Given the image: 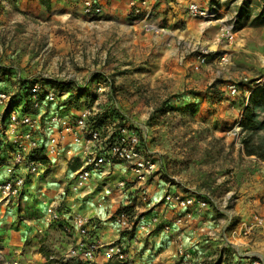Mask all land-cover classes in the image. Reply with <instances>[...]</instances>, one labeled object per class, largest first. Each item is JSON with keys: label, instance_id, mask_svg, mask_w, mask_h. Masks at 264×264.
Returning <instances> with one entry per match:
<instances>
[{"label": "rangeland", "instance_id": "rangeland-1", "mask_svg": "<svg viewBox=\"0 0 264 264\" xmlns=\"http://www.w3.org/2000/svg\"><path fill=\"white\" fill-rule=\"evenodd\" d=\"M84 1L0 0V89L39 80L68 94L65 106L75 111L95 107L96 122H138L163 164L159 179L177 190H203L218 202L231 195L232 223L260 211L251 180L261 178L264 160L245 155L238 120L249 90L264 76L263 0H149L168 34L144 30L131 14V0H90L98 8L91 13ZM191 2L214 16L191 14ZM233 11L240 14L235 41L220 43L219 19ZM197 48L208 54L195 69ZM232 83L237 95L228 89ZM254 137L264 138V128ZM27 206L41 208L33 197ZM2 217L0 210V223ZM2 235L0 229V264H7ZM34 238L28 246L45 241L43 264L52 252L63 254L39 232ZM218 252L217 246L210 250Z\"/></svg>", "mask_w": 264, "mask_h": 264}, {"label": "built area", "instance_id": "built-area-1", "mask_svg": "<svg viewBox=\"0 0 264 264\" xmlns=\"http://www.w3.org/2000/svg\"><path fill=\"white\" fill-rule=\"evenodd\" d=\"M262 5L264 7V0ZM84 7L90 13L98 11L90 0L84 1ZM130 8L144 30L154 34L169 33L167 25L156 17L149 0H131ZM188 11L204 18L214 16L195 2L188 5ZM236 14L233 11L229 19H219L216 39L220 43L235 41ZM197 49L195 69L205 64L208 54L205 48ZM226 59L227 53L223 52L221 60ZM228 89L234 95L240 91L235 83L229 84ZM67 97L68 94L39 80L19 82L12 91L0 89V198L5 204L17 206L15 201L23 196L27 181L41 179L48 162L57 155L66 156L69 162H79L72 174L73 188L82 186L94 175L106 178L121 167L133 176L127 178L122 171L116 187L127 191L128 201L138 198L144 208L139 210V206L129 202L120 207L111 217L118 229L135 233L140 221H147L159 225L165 233L175 228L179 235L185 230L188 234L191 232V236L200 234L203 242L219 248L215 262L210 261L215 256L205 251L206 255L198 263L194 260V251L177 242L175 254L182 264H264V249L259 247L258 251L253 244L254 234L264 232L262 212L254 209L249 218L232 223L227 209L231 195L218 202L203 190L192 192L169 187H165L162 196L153 203L150 194L154 184L161 180L163 164L148 146L141 124L124 117L117 122H96L95 107L86 105L75 111L65 106ZM61 105H64L62 109ZM39 205L44 209L46 226L56 224L64 235L71 236L70 240L76 235L63 254L64 264H104L110 260L124 263L139 244L135 236L131 241L91 239L87 217L59 208L55 200L43 199ZM153 208L155 212H143ZM167 210L173 212V216L169 219L165 216L162 218L165 221L160 222L156 212ZM146 214L149 217L142 220Z\"/></svg>", "mask_w": 264, "mask_h": 264}, {"label": "crops", "instance_id": "crops-1", "mask_svg": "<svg viewBox=\"0 0 264 264\" xmlns=\"http://www.w3.org/2000/svg\"><path fill=\"white\" fill-rule=\"evenodd\" d=\"M159 2H161V0ZM162 6L163 4L161 3L156 5L157 9L161 10L163 9ZM165 10L166 9H164V11ZM169 14L171 13H167V17ZM260 81L264 82V76ZM53 158L51 157L53 161L50 163L48 162V168L41 179L34 178L32 182L30 180L27 181L23 196L15 201L17 206H14L13 203L5 204L0 198V210L3 216L0 229H2V238L6 245L5 249L8 251L4 253L7 264H13L14 262L17 264H43L42 260L44 259L40 253L39 247L45 241L43 240L41 244L38 243L37 245L33 244L34 242L31 243L30 246L27 245L31 238L35 240L34 235L37 233V230L41 229L39 236L44 237V239H49L50 244L56 247L55 250L63 254L71 244L72 238L76 236H72L70 240L71 236L68 237L64 235L56 224L49 227L46 226L43 222L45 220L44 209L39 207L35 208V210H31L30 207L27 206L32 197L35 205L39 204L43 199L55 200L60 205L59 208H64L63 210H70L74 214L87 217L89 219L87 227L89 230V238L91 239L103 242H110L118 238H125L127 241H131L133 236L138 239L139 244L136 245V250L130 251L126 262L118 263L110 260L104 264H182L175 254L177 242H182L186 247H190V250L192 249L194 251V260L200 263V260L206 255L203 252H210V250L213 249V246H209L203 242L200 234L191 236V232L189 235L188 230H185L183 235H179V230L175 231V228L173 232L165 233L159 225L154 223L151 224L147 221H140L139 224H142V226L139 225L135 233L130 230L118 229L112 222L111 217L120 207L129 202L130 204L135 203V207L140 206L138 207L139 210L144 208L138 198L128 201L129 197L127 191L120 190L116 187L115 182L121 177V173L123 176V169L119 167L116 173L103 179L94 175L82 186L73 188L72 174L79 162H69L68 158L62 155H57ZM73 164H77L74 169L70 168ZM263 169L264 167H262L261 173L257 174L261 178L256 176L258 179L255 178L251 180V183L256 186L254 190L256 193L254 203L256 206L261 207L260 212L264 214V204L260 205L258 201L260 197L264 201ZM124 174L127 178L132 177L128 172H124ZM111 177L115 179L107 183L106 180ZM0 178H2L1 173ZM257 185L260 187H257ZM165 187L174 189L172 185H168L164 180H159L158 183L154 184L150 194V199L153 203L159 200ZM155 210V208L148 209L150 212H155ZM160 213L161 212H156L161 219L160 222L165 221L162 219L165 216L166 219L173 216V212L170 210ZM148 217L149 214H146L142 220ZM262 233L264 232L254 234L253 244L258 248V251L260 250L258 244L264 242V239L263 241L258 239L260 238L259 234ZM241 247L244 248L245 246L241 245ZM138 251H140V253H137ZM52 253L53 254L48 255L51 259L49 258V263L47 264L64 263L62 261L63 254L56 256L54 252ZM58 259H60V261Z\"/></svg>", "mask_w": 264, "mask_h": 264}, {"label": "trees", "instance_id": "trees-1", "mask_svg": "<svg viewBox=\"0 0 264 264\" xmlns=\"http://www.w3.org/2000/svg\"><path fill=\"white\" fill-rule=\"evenodd\" d=\"M239 16L240 14L236 16L237 21ZM56 84L61 86L62 82ZM238 125L242 133L240 142L245 155L264 160V138L254 137V134L264 128V82L258 81L251 87L240 113ZM76 165L73 164L70 168L74 169Z\"/></svg>", "mask_w": 264, "mask_h": 264}]
</instances>
